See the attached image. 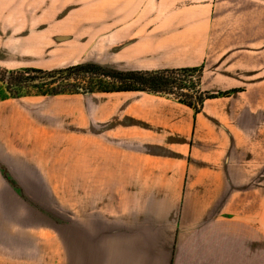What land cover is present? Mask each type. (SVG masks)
Wrapping results in <instances>:
<instances>
[{
	"label": "crops",
	"instance_id": "0c3cea01",
	"mask_svg": "<svg viewBox=\"0 0 264 264\" xmlns=\"http://www.w3.org/2000/svg\"><path fill=\"white\" fill-rule=\"evenodd\" d=\"M32 35L118 70L201 68L216 97L196 113L167 94L94 92L61 125L18 118L36 171L9 174L26 183L7 203L22 195L57 225L0 240V264H264L257 0H0V36Z\"/></svg>",
	"mask_w": 264,
	"mask_h": 264
},
{
	"label": "rangeland",
	"instance_id": "374dc122",
	"mask_svg": "<svg viewBox=\"0 0 264 264\" xmlns=\"http://www.w3.org/2000/svg\"><path fill=\"white\" fill-rule=\"evenodd\" d=\"M258 6L264 2L257 0ZM19 32V30H18ZM64 48L65 51H59ZM75 45L72 40L64 46L53 45L50 37L32 36H0V240H13L27 238L30 232L38 231L40 225H57L55 213H39L35 207L21 206L22 202L28 201L22 195L17 194V205H9V193L18 190L20 183L24 181H11V172L30 173L35 172L31 157L27 149H30L25 141L26 133L22 128L20 136H16L14 123L18 118H38L50 125H61L63 115H68L73 108V102H79L81 110L88 108V96L85 94H51L50 89L38 90L26 85L16 84L19 76L16 72L42 70L53 71L71 65L93 63L104 67L107 71H130L118 70L112 67L111 61H106L105 54L74 52ZM139 71V70H136ZM143 71V70H140ZM109 84L111 79H96ZM186 84H191L194 79L184 77ZM64 111V113L62 112ZM83 114V113H82ZM71 115V114H70ZM39 123V122H38ZM39 123V124H40ZM19 137V138H18ZM21 138L24 140L22 141ZM28 146V147H27ZM56 159V158H55ZM71 160V157L69 158ZM60 160V158H59ZM66 162V161H65ZM71 161H67V168ZM48 183V182H42ZM61 189L71 190L72 181L53 182ZM51 184V182H50ZM54 216L50 218L48 216Z\"/></svg>",
	"mask_w": 264,
	"mask_h": 264
},
{
	"label": "trees",
	"instance_id": "16d2710c",
	"mask_svg": "<svg viewBox=\"0 0 264 264\" xmlns=\"http://www.w3.org/2000/svg\"><path fill=\"white\" fill-rule=\"evenodd\" d=\"M16 84L50 89L51 94H85L94 92L145 91L167 94L194 109L201 110L205 99L216 95L203 92L199 88L201 68L167 69L157 71H107L93 63H82L65 68L42 71L16 72ZM194 79L186 84L184 77ZM111 79V86L96 79Z\"/></svg>",
	"mask_w": 264,
	"mask_h": 264
}]
</instances>
